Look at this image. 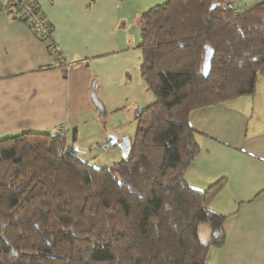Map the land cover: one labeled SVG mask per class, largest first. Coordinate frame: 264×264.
Returning <instances> with one entry per match:
<instances>
[{"label": "trees", "instance_id": "trees-1", "mask_svg": "<svg viewBox=\"0 0 264 264\" xmlns=\"http://www.w3.org/2000/svg\"><path fill=\"white\" fill-rule=\"evenodd\" d=\"M140 27L141 74L154 100L136 112L120 162L83 160L65 127L0 141V264H208L209 250L225 243L227 217L209 208L220 183L201 191L185 177L200 153L190 115L255 93L264 0L244 13L216 0H167Z\"/></svg>", "mask_w": 264, "mask_h": 264}, {"label": "crops", "instance_id": "crops-1", "mask_svg": "<svg viewBox=\"0 0 264 264\" xmlns=\"http://www.w3.org/2000/svg\"><path fill=\"white\" fill-rule=\"evenodd\" d=\"M9 1L0 0V141L65 127L70 145V131L77 141L109 114L135 120L153 102L141 74L140 20L167 0H35L53 28L49 40L16 20ZM216 1L238 13L259 4ZM190 124L200 153L186 180L201 191L220 183L209 208L227 217L225 243L209 250L208 264H264V75L253 95L197 109ZM110 137L109 149L119 147L123 155L133 140Z\"/></svg>", "mask_w": 264, "mask_h": 264}, {"label": "rangeland", "instance_id": "rangeland-1", "mask_svg": "<svg viewBox=\"0 0 264 264\" xmlns=\"http://www.w3.org/2000/svg\"><path fill=\"white\" fill-rule=\"evenodd\" d=\"M92 130L93 132L91 133H82L77 141L73 140L72 130L69 133L68 142L74 146V150L77 148L81 151L77 150L83 160L102 168L112 166L123 159V154L119 147L109 149L110 143L108 141H110V135L113 134L122 138L126 134L134 139L137 123L135 120L127 118L124 113L122 115L112 113ZM209 232L208 224L200 226V234L204 241L209 238Z\"/></svg>", "mask_w": 264, "mask_h": 264}, {"label": "built area", "instance_id": "built-area-1", "mask_svg": "<svg viewBox=\"0 0 264 264\" xmlns=\"http://www.w3.org/2000/svg\"><path fill=\"white\" fill-rule=\"evenodd\" d=\"M9 11L13 13L19 20L23 21L36 35H41L45 37L46 40H49L52 35V29L49 22L42 17L40 10L37 6L35 0H10L9 1ZM51 50L56 53L59 52L58 47L51 43ZM60 61H64L63 57L59 56ZM66 128L62 129V136L66 137Z\"/></svg>", "mask_w": 264, "mask_h": 264}, {"label": "water", "instance_id": "water-1", "mask_svg": "<svg viewBox=\"0 0 264 264\" xmlns=\"http://www.w3.org/2000/svg\"><path fill=\"white\" fill-rule=\"evenodd\" d=\"M214 57H215V51L212 48H207L206 54H205V60L203 64V72L205 75H209ZM93 102L99 108L101 112L104 110L102 104L98 100L95 93L93 94ZM129 144L130 143L128 141L127 144L123 145V151H124L123 157H126L129 152V149H130Z\"/></svg>", "mask_w": 264, "mask_h": 264}]
</instances>
